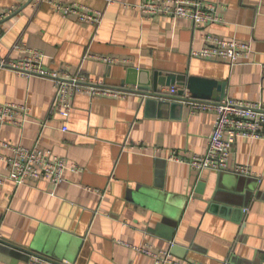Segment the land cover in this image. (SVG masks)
Returning a JSON list of instances; mask_svg holds the SVG:
<instances>
[{
    "label": "crops",
    "instance_id": "0c3cea01",
    "mask_svg": "<svg viewBox=\"0 0 264 264\" xmlns=\"http://www.w3.org/2000/svg\"><path fill=\"white\" fill-rule=\"evenodd\" d=\"M50 1L101 12L102 23L65 18L47 2L0 0V17L12 12L0 22V59L37 51L49 71L130 92L78 94L65 121L53 109V80L0 71V106L31 108L23 127H0V143L40 146L79 170L57 187L1 182L10 152L0 148V264L39 256L47 264H156L137 249L159 255L171 245L172 259L188 264H264V139H239L232 152L231 166L248 167L250 176L200 174L186 160L207 153L215 115L192 112L185 93L140 91L161 72L215 80L225 99L264 104V0H201L217 6L220 21L200 27L147 18L133 7L141 0ZM213 36L248 43L252 53L235 65L193 57ZM173 152L183 159L172 160ZM245 202L244 211L227 205Z\"/></svg>",
    "mask_w": 264,
    "mask_h": 264
},
{
    "label": "built area",
    "instance_id": "2783aa9c",
    "mask_svg": "<svg viewBox=\"0 0 264 264\" xmlns=\"http://www.w3.org/2000/svg\"><path fill=\"white\" fill-rule=\"evenodd\" d=\"M115 0H109V3ZM47 2L65 18L99 27L103 20V13L93 12L76 5H65L50 0ZM140 10L143 16L153 18L157 16L172 17L189 20L200 27L220 21L217 16V6L205 4L201 0H141L133 6ZM7 12L0 17V22L10 16ZM252 53L250 44L237 40H228L220 37H208L207 45L193 57L205 60H219L235 65L247 59ZM102 61L113 63V60L101 58ZM11 70L24 77L50 78L54 82L55 98L53 109L63 120L68 121L78 94H87L91 97L107 96L124 98L130 92L127 88H112L104 82H96L82 74H71L68 71L52 72L44 65V56L37 51H28L20 60L0 59V71ZM178 89L171 87L166 95L175 97ZM184 101L192 112H211L215 115L213 132L209 138V146L204 156L194 155L186 160L191 169L203 174L207 171H231L239 175L250 176L251 170L246 166H231V155L239 139H264V104L224 99L221 102L201 101L192 99L185 91ZM31 116L28 104H4L0 106V127L11 125L23 127ZM67 131V128L63 129ZM0 148L8 150L7 157L9 174L1 177V182L8 179L18 186L35 183L40 180H49L54 187L63 181L66 172H78L76 166H71L63 158L53 155L50 151L35 146L25 148L10 143H0ZM170 158L175 161L183 159L178 152H173ZM174 245H171V248ZM171 248L163 254H153L150 250L138 248V251L150 255L156 264H188L172 259ZM33 264H47L41 257H36Z\"/></svg>",
    "mask_w": 264,
    "mask_h": 264
},
{
    "label": "water",
    "instance_id": "95a60500",
    "mask_svg": "<svg viewBox=\"0 0 264 264\" xmlns=\"http://www.w3.org/2000/svg\"><path fill=\"white\" fill-rule=\"evenodd\" d=\"M176 85H181L189 92L192 99L201 101H213L221 102L225 99V84L215 81L207 80L197 77H189L187 75H176V74H163L161 72H154L150 84L140 87V91L147 96L154 98H165L167 95L163 92L164 88L175 87ZM184 91L178 93V95L183 96ZM251 190V189H250ZM250 191V193H252ZM257 197V196H256ZM217 195L213 198L212 202H218ZM212 202H209L211 204ZM213 204V203H212ZM230 207H235L244 211L247 208L246 202L243 204H227ZM0 247L2 245L0 244ZM188 258H186V261ZM262 260L264 261V254L262 255ZM198 264H204L198 261ZM219 264H236L234 261L227 260Z\"/></svg>",
    "mask_w": 264,
    "mask_h": 264
}]
</instances>
